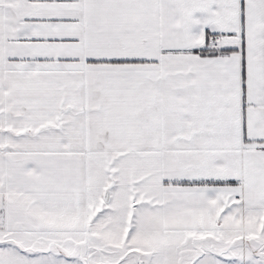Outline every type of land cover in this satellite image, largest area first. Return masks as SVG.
I'll return each mask as SVG.
<instances>
[{"label": "snow or ice", "instance_id": "1", "mask_svg": "<svg viewBox=\"0 0 264 264\" xmlns=\"http://www.w3.org/2000/svg\"><path fill=\"white\" fill-rule=\"evenodd\" d=\"M0 264H264V0H0Z\"/></svg>", "mask_w": 264, "mask_h": 264}]
</instances>
